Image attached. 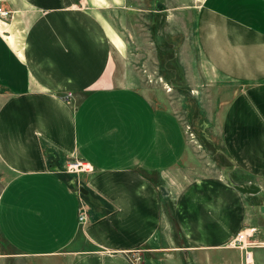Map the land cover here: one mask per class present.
Here are the masks:
<instances>
[{
  "label": "crops",
  "instance_id": "1",
  "mask_svg": "<svg viewBox=\"0 0 264 264\" xmlns=\"http://www.w3.org/2000/svg\"><path fill=\"white\" fill-rule=\"evenodd\" d=\"M131 1L0 0L12 11L0 17V264H136L160 233L180 241L162 245L180 250L162 264H245L230 241L251 225L264 264V0H151L174 30L160 39L158 26L160 53L174 32L183 66L199 67L190 82L229 170L217 152L196 166L179 114L126 70L129 42L110 14ZM76 157L93 170L66 171ZM249 182L259 190L235 187Z\"/></svg>",
  "mask_w": 264,
  "mask_h": 264
},
{
  "label": "rangeland",
  "instance_id": "2",
  "mask_svg": "<svg viewBox=\"0 0 264 264\" xmlns=\"http://www.w3.org/2000/svg\"><path fill=\"white\" fill-rule=\"evenodd\" d=\"M152 7L151 0H132L126 8H123V11L118 9L110 14L112 24L122 35L126 36L129 42L130 51L127 52L125 59L127 63L125 64L127 65L126 70L133 71L138 79V88L144 91L154 104L169 107L179 114L188 131L189 138L197 147L198 160L200 157L201 162H198L200 164H196V166L203 165L205 152L209 155H215V152H217L216 157L224 160L223 165H220V167L229 170L232 165L228 160L226 162L222 149L219 147L217 135L205 128L204 100L200 99L195 94L196 92L194 93L196 90L203 91L204 89H201L200 85L190 82L194 80L196 74L199 75V67L189 66L185 68L183 66L182 61L178 58L177 48L174 49L175 46L178 47L177 40L179 39L178 34L174 36V32H170L169 41L164 45L165 50L162 54L160 53L162 46L159 47L157 42L158 26L161 29L160 39L162 36L165 37L166 31L174 30L172 22L166 19L168 12L164 13L165 22H163L164 18L162 16L159 17V20L154 15L155 12L150 10ZM124 9H126V12ZM148 33L153 35V40L147 38ZM168 47L172 50H169ZM117 60L119 66L117 74L121 75L125 68L124 65L121 66L123 62L120 56L117 57ZM183 168L187 173H195L192 171L193 166L184 165ZM164 237L165 235L160 233L152 241L138 248L132 253L134 262L136 264H162L159 257L164 256V252L180 251L174 250L177 248L161 249L163 246H179L180 241L174 235V244L167 243ZM183 257L186 259L185 254ZM175 259H177V256H175ZM185 259H182L183 264L187 262V259ZM164 262L165 264H173L174 259L164 260ZM177 262L180 263L179 260H176Z\"/></svg>",
  "mask_w": 264,
  "mask_h": 264
},
{
  "label": "built area",
  "instance_id": "3",
  "mask_svg": "<svg viewBox=\"0 0 264 264\" xmlns=\"http://www.w3.org/2000/svg\"><path fill=\"white\" fill-rule=\"evenodd\" d=\"M11 14L12 11L10 8L0 5V17L9 18ZM72 95L73 94L71 91H67L63 94V97L69 100ZM64 168L66 171L71 173L91 172L93 170V166L89 161L78 157L66 161ZM78 219L79 221H83L86 219V205L82 200L79 204ZM255 231V226H246L243 229L238 230L230 241V244H232L233 246H238L244 250L245 264H254L250 246L256 244V242L250 240V237ZM257 243L264 244V241H259Z\"/></svg>",
  "mask_w": 264,
  "mask_h": 264
},
{
  "label": "water",
  "instance_id": "4",
  "mask_svg": "<svg viewBox=\"0 0 264 264\" xmlns=\"http://www.w3.org/2000/svg\"><path fill=\"white\" fill-rule=\"evenodd\" d=\"M235 187L243 192V193H248V192H256L259 190L258 185H256L253 182H249V183H239V184H235ZM162 189L164 190V188L162 187ZM80 191L82 192H86V189L83 186H80ZM166 192V191H164Z\"/></svg>",
  "mask_w": 264,
  "mask_h": 264
}]
</instances>
